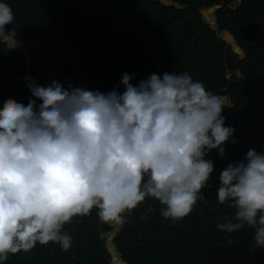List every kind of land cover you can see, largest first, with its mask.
Masks as SVG:
<instances>
[{"label":"trees","instance_id":"1","mask_svg":"<svg viewBox=\"0 0 264 264\" xmlns=\"http://www.w3.org/2000/svg\"><path fill=\"white\" fill-rule=\"evenodd\" d=\"M0 0L14 20L9 35L33 41L22 52L0 43V108L8 98L25 106L35 99L24 77L38 86L58 81L64 89L83 88L122 94L123 74L138 85L151 74L187 72L206 91L226 96L225 126L234 134L221 157L211 150L214 171L194 210L173 224L159 201L146 197L113 235L114 256L124 264H264V248L254 247L255 229H217L234 209L217 200L219 176L249 149L264 152V0ZM182 6L179 8L178 6ZM221 5L214 14L244 52L237 65L230 47L216 37L200 9ZM26 56V57H25ZM240 74V76H238ZM41 101L37 100V105ZM93 208L65 224L71 247L39 243L9 255L3 264H112L101 238L113 222L102 223ZM234 241L231 245L227 240Z\"/></svg>","mask_w":264,"mask_h":264},{"label":"clouds","instance_id":"2","mask_svg":"<svg viewBox=\"0 0 264 264\" xmlns=\"http://www.w3.org/2000/svg\"><path fill=\"white\" fill-rule=\"evenodd\" d=\"M13 20L11 7L0 2V43L16 50L14 38L21 39L6 31ZM225 32L232 34L220 27ZM24 79L35 99L25 106L8 98L0 108V264L37 243L67 252L64 225L94 207L102 223L123 224V214L150 197L164 206L165 220L181 221L205 200L201 191L214 171L209 152L223 157L226 143H236L222 115L226 96L206 91L187 72L153 73L138 85L125 73L122 94ZM217 200L234 209L217 229L248 226L254 247L264 248V152L249 149L227 165Z\"/></svg>","mask_w":264,"mask_h":264},{"label":"water","instance_id":"3","mask_svg":"<svg viewBox=\"0 0 264 264\" xmlns=\"http://www.w3.org/2000/svg\"><path fill=\"white\" fill-rule=\"evenodd\" d=\"M155 1H160L161 3L165 4V5H172L170 0H155ZM179 8H182V6H178ZM219 8L218 5L212 6L207 8L206 10H200V14L202 15L203 18H205V22L209 23L212 27H215V31H217V38L221 39V40H228L229 43L231 44L232 47V57L234 58V62L237 65L238 61L243 59L244 57V53L240 50L239 46L237 45L235 38L232 34L230 33H224V34H220L218 33V31L220 30V27L215 23V20L213 18V14L214 12ZM16 41V50L21 51L24 42L22 40H18L16 38H14ZM32 42H27L26 45L29 46ZM240 52V53H239ZM240 54V55H239ZM226 98V97H224ZM114 228L112 229V234L106 233L102 238H101V242L103 244H105V246H107V250H110L112 252H114V246L112 243V240H108V238H112L114 234L118 233L120 231V227L121 224H118L116 222H114ZM114 262L113 264H124L121 256L120 255H116L114 258Z\"/></svg>","mask_w":264,"mask_h":264},{"label":"rangeland","instance_id":"4","mask_svg":"<svg viewBox=\"0 0 264 264\" xmlns=\"http://www.w3.org/2000/svg\"><path fill=\"white\" fill-rule=\"evenodd\" d=\"M240 0H233V5H234V7H235V5L239 2ZM225 42L227 43V44H229L228 42H227V40H225ZM229 46H230V44H229ZM230 50H231V52H232V48H231V46H230ZM223 112H226V108H224V110H223ZM112 234V233H111ZM112 238L110 237V238H108V240H111ZM105 246V245H104ZM107 247V246H106ZM107 251H109V252H111V253H113L112 251H110V250H107ZM114 256V253L112 254V263H113V257Z\"/></svg>","mask_w":264,"mask_h":264}]
</instances>
